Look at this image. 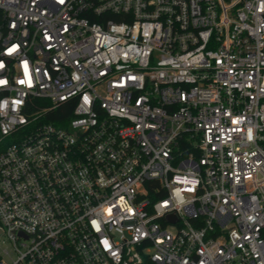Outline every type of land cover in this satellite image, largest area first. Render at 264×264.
Instances as JSON below:
<instances>
[{
    "label": "built area",
    "instance_id": "obj_1",
    "mask_svg": "<svg viewBox=\"0 0 264 264\" xmlns=\"http://www.w3.org/2000/svg\"><path fill=\"white\" fill-rule=\"evenodd\" d=\"M0 264H264V0H0Z\"/></svg>",
    "mask_w": 264,
    "mask_h": 264
},
{
    "label": "trees",
    "instance_id": "obj_2",
    "mask_svg": "<svg viewBox=\"0 0 264 264\" xmlns=\"http://www.w3.org/2000/svg\"><path fill=\"white\" fill-rule=\"evenodd\" d=\"M69 111H70V108H69ZM69 111H67L66 113H58V114H56L55 115V117H57V118H63V117H65L66 115H68V112ZM54 116H53V118H55Z\"/></svg>",
    "mask_w": 264,
    "mask_h": 264
}]
</instances>
